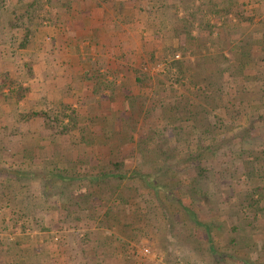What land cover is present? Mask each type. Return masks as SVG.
Here are the masks:
<instances>
[{"label":"trees","instance_id":"obj_1","mask_svg":"<svg viewBox=\"0 0 264 264\" xmlns=\"http://www.w3.org/2000/svg\"><path fill=\"white\" fill-rule=\"evenodd\" d=\"M104 26L134 32L147 49L144 59L122 53L130 64L124 76L133 73L139 91H114L116 76L95 70L97 89L108 91L90 95L94 115L98 100L110 106L104 118L95 116L97 125L80 122L71 103L31 97L36 91L24 83L36 52L26 50L39 34L54 27L62 39ZM27 182L70 187L55 208L66 227L56 216L47 220L49 207L28 201ZM8 187L0 192V232L16 238L0 243L3 264L37 256L24 250L35 230L78 228L86 231L78 264L88 256L110 264L134 240L126 229L139 212L146 228L165 233L158 245L187 229L189 250L196 256L203 248L215 264L224 259L215 232L225 230L231 245L238 244L233 235L239 243L245 236L247 248L264 251V226L254 222L264 214V0H0V188Z\"/></svg>","mask_w":264,"mask_h":264},{"label":"crops","instance_id":"obj_2","mask_svg":"<svg viewBox=\"0 0 264 264\" xmlns=\"http://www.w3.org/2000/svg\"><path fill=\"white\" fill-rule=\"evenodd\" d=\"M92 14H94L95 18L99 19V16H101L103 13L99 9H96L94 12H92ZM86 15H90V13L86 12ZM84 22L87 24L84 26L87 29L89 25H91L90 23H92V20L90 18V20L87 19ZM121 28L123 30L119 32H115L114 29L109 26L99 27L98 29L91 30L90 32H86L84 30H77V32L73 34L63 32L62 39L59 38L60 41H58L59 49H57L54 54H51L52 51H50V49H47V46L41 54L35 51L36 54L34 57H32V59H34L35 61V72L32 76V79H29L28 82L24 83V87H27L30 91H36V93H33L31 97H37L38 94H42V99H45L44 97L49 99V102L51 101V103L54 104L53 107H55L59 103H71L72 108L75 109L78 113L80 122H84V120L86 119L87 124L97 125L98 119L95 118V116L99 115L100 118H104V113L106 112V109H109L110 106L106 99L103 98L101 100H98L97 113L96 115H94L95 103L90 102V95H92L93 91H104L103 95H105L108 90L103 88L101 89L100 86L99 89H97L96 82L92 79L93 75L98 72L100 75H107V80H110L112 79L111 75L114 74L116 76L117 85L114 91H139L138 86L134 83V74L128 73L126 74V76H124L126 72H124L122 68L123 66L127 68L130 65L128 63V58L122 56L124 50L134 51L135 55L131 57H138V37L134 36V32L125 30L122 26ZM49 31L50 33L58 34L56 29H52ZM84 38H86V40H84ZM81 39H83L84 42L79 41ZM61 56L62 58L66 57L69 59H71L72 57H78V59L80 60L79 65L73 68H70L68 65V68L66 67L67 64H65V68H62L60 63ZM136 62H132V64H136ZM22 63L23 62H21V64ZM93 63L98 66L97 72L92 70ZM51 64L52 69H54L51 77L52 81L50 80V76L46 74L47 70L51 68V66H49ZM9 67L13 70L12 64L9 65ZM110 73L112 74L110 75ZM124 81H128L127 84L130 87L125 85ZM54 91H61V93L63 94V98H60L58 102H54V100L52 99V93ZM142 91L146 90L143 89ZM45 92H47L46 95H44ZM42 102L47 103V101L44 100ZM26 106L30 107V104L27 102ZM263 215H260V217L256 221H254L260 227L264 226ZM75 232L76 238L78 236L79 238L81 237L80 239H82L86 233L84 228H78ZM91 232H93V229H91ZM217 233H220V236H213V246L216 252L222 255L224 258H220L219 264H245L243 263V261H247V259H255L257 256H259L260 259H264L263 250L251 251L250 248H247V238H245V236L242 238L241 243H239V241L241 240L239 239V235H233L238 244L231 245L229 243V237H227L228 235L226 234L227 232L225 230L223 232ZM261 233L262 231L260 230L256 235H254L255 241L262 240L263 237ZM38 237L41 238V236H38V234H34L33 232L30 235L28 241L36 239L35 245L40 246V244H42V241L41 239H38ZM25 247L26 248L24 250L26 252H30L29 248L26 245ZM77 250H74L73 256L74 258L78 259L79 256L76 252ZM95 251V254L99 259L98 250ZM117 255L118 254L114 256ZM119 255L121 257L123 254L119 253ZM73 256H70L69 253L68 258L72 259ZM84 261L85 262L83 264H98L95 263L94 258H92L91 256H88L86 259H84ZM213 262L214 261H212V263ZM0 264H3V259H0ZM55 264L59 263L56 262ZM68 264L73 263L69 262Z\"/></svg>","mask_w":264,"mask_h":264},{"label":"rangeland","instance_id":"obj_3","mask_svg":"<svg viewBox=\"0 0 264 264\" xmlns=\"http://www.w3.org/2000/svg\"><path fill=\"white\" fill-rule=\"evenodd\" d=\"M52 29L55 30L54 27ZM57 33H60V32L57 31ZM60 39H59L58 34L50 33L49 28H47L45 32H42L41 34L37 36V38L35 39V44H32V45L35 48V51L37 53L39 52L41 54L42 51L47 46L48 47L47 49H50V51L53 52V53L51 52V54H54L57 51V49H59L58 41H60ZM146 50L147 49L144 50L143 48H141V44L139 42L138 55H140L143 59L147 56L145 53ZM26 51L28 53H31L33 52V48L29 47V49H27ZM21 52H25V51H21ZM21 52H18V54H20ZM60 60H61L60 63H61L62 68H65V64H67L66 67H68L69 65L70 68H73L75 66H78L79 61H80L78 57L77 58L72 57L71 59H69L66 57L62 58V56L60 57ZM52 64L49 65L51 66V68H49L46 73L47 75L50 76V78L52 77V73L54 71V69H52ZM95 65H96L95 63H93L92 65L93 71L97 70L98 68V66L97 65L95 66ZM143 69H144L143 71L145 72H150V75H152V77L156 76V74L157 75L160 74L158 72V68L154 69L152 67L145 66L143 67ZM50 80L52 81V78ZM125 83L128 87H130L127 84L128 81ZM148 83L154 84L155 81L152 80ZM60 98H63V94L61 93V91H54L52 93V99L54 100V102H58ZM25 184L28 185L27 187L28 188V192H27L28 201L32 205H36L39 208H41L42 206H43L42 207L43 209L46 207H49L51 213L49 214L48 217H46L47 220L49 219V217L53 215V216H56L58 222H60L63 219V217L57 216L55 208L57 207L56 205L58 201H62L64 203V200L59 198L58 195L59 193H64L63 195H67L66 188L70 189V187H67V185H63L60 183L48 185L44 183L30 184L27 182ZM3 191L9 192L11 191V188L9 187L5 189L0 188V192L2 193ZM33 193H42L43 197H39V199L36 200L32 196ZM133 217H134L132 221L133 225L130 229H126V232H128L126 236H128L127 239L133 238L134 240H130L131 242L128 244L127 249L125 248V250L123 251L122 257H120L119 253L116 252V254L118 255L113 256L112 258V259H115L116 261L109 260L107 261V263L121 264L123 262L122 260L123 258L130 261L131 264H213L214 263V262L212 263V261L210 260V257L206 255L203 248L199 252L197 257L194 255V252L189 250L190 249L188 247L189 245L184 243L185 236L189 234V231L187 229L181 230L182 232L181 239L173 241L171 243H166L165 245L166 248H164L158 245V243L160 239H163L165 233L160 232L159 235L157 236L156 234H154L152 230H150L149 228H146L144 226V223L142 224L141 222L143 221V218H144V215L141 212H139L138 215L135 213ZM67 221H70V220L68 219ZM61 224L64 226L66 225V223H61ZM73 231L74 230L52 231L49 229V231L46 230V232H38L35 230L34 234H38V236H41V238L38 237V239H41L42 244H40V246H36L35 245L36 239H32V241H28V242L26 241L25 245L29 248V251L32 252V254L37 253V256L33 258L30 261L31 263L29 262V264H47L49 263V259L52 257L53 258L56 257L58 259L59 264H68L69 262H72L73 264H78L80 261L79 257L78 259L74 258L73 252L74 250L79 249L77 240L80 239L81 237L79 238L77 236L78 238L77 239L76 232L75 231L73 232ZM176 232H180V230H176ZM8 233L9 232H3V231L0 232V243L2 245L7 246V245H10L9 243L12 244L13 242H15L16 235H12ZM215 236L216 237L220 236V233L215 232ZM136 240L140 242L135 243L134 241ZM25 245H24V249L26 248ZM99 247L100 246L96 244V250H98L99 260L100 259L102 260L104 258L101 257L102 255H101V250L99 249ZM143 249H148L149 254L145 255V252ZM12 252L14 253V251ZM69 253H70V256H73L72 259L68 258ZM57 254L58 255L60 254L59 257H57Z\"/></svg>","mask_w":264,"mask_h":264},{"label":"built area","instance_id":"obj_4","mask_svg":"<svg viewBox=\"0 0 264 264\" xmlns=\"http://www.w3.org/2000/svg\"><path fill=\"white\" fill-rule=\"evenodd\" d=\"M143 250H144V252H145V255L149 254L148 249H143Z\"/></svg>","mask_w":264,"mask_h":264}]
</instances>
